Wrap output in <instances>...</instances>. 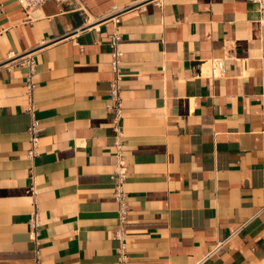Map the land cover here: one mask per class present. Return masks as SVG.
Segmentation results:
<instances>
[{"label": "crops", "instance_id": "crops-1", "mask_svg": "<svg viewBox=\"0 0 264 264\" xmlns=\"http://www.w3.org/2000/svg\"><path fill=\"white\" fill-rule=\"evenodd\" d=\"M112 33L122 51L119 134L106 109ZM29 51L33 113L20 58ZM214 59H224L220 77L210 75ZM34 118L42 131L28 159ZM117 152L129 207L121 224ZM121 246L125 264H264L256 3L47 0L28 15L0 0V264H118Z\"/></svg>", "mask_w": 264, "mask_h": 264}, {"label": "built area", "instance_id": "built-area-1", "mask_svg": "<svg viewBox=\"0 0 264 264\" xmlns=\"http://www.w3.org/2000/svg\"><path fill=\"white\" fill-rule=\"evenodd\" d=\"M17 3L28 13L35 10L37 7L42 5L47 0H16ZM258 5L259 11V19L262 23H264V0H249ZM117 8L112 7L111 14L117 12ZM113 16V15H112ZM114 17V16H113ZM118 20H116L117 22ZM119 41L120 37L116 33H112L109 35V46H110V67L113 74V77L110 81L109 86V97L110 103L106 106L107 111L110 114H113L112 123H113V131L116 134L120 132L119 119L121 116L120 110V81H121V56L122 51L119 49ZM31 51L26 52L21 55L22 62L26 67V72L24 76L26 95L28 98V107L27 110L30 113H33L35 110L34 102L32 100V93L34 90L33 76L36 73V62L32 55ZM225 72L224 59H214L211 61V77H220ZM29 133V148L27 150L28 159H33L37 155L38 149V137L40 132L42 131L40 122L37 119H32L30 125L27 128ZM119 151V150H118ZM116 155V168L111 176L112 179L116 180V187L114 188V198L118 203V218L120 224L126 220L129 207L126 202V193L122 189L121 184L126 174V165L121 157V153L117 152ZM34 193V192H33ZM29 224V236L31 239L37 241L39 235V225L40 218L38 212L33 209L29 215L28 219ZM122 230L118 229L115 233L116 238H121ZM118 254L120 256L118 264H125L127 259L126 250L123 246L118 249ZM33 264H41L38 257L33 260Z\"/></svg>", "mask_w": 264, "mask_h": 264}]
</instances>
